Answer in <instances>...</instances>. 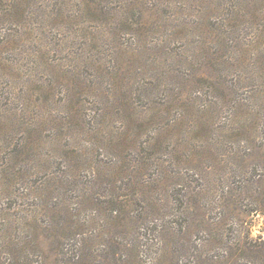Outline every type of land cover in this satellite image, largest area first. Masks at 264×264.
I'll list each match as a JSON object with an SVG mask.
<instances>
[{
  "label": "rangeland",
  "instance_id": "374dc122",
  "mask_svg": "<svg viewBox=\"0 0 264 264\" xmlns=\"http://www.w3.org/2000/svg\"><path fill=\"white\" fill-rule=\"evenodd\" d=\"M21 8L0 9V178L17 196L0 207L38 213L32 249L1 261L264 264V0Z\"/></svg>",
  "mask_w": 264,
  "mask_h": 264
},
{
  "label": "trees",
  "instance_id": "16d2710c",
  "mask_svg": "<svg viewBox=\"0 0 264 264\" xmlns=\"http://www.w3.org/2000/svg\"><path fill=\"white\" fill-rule=\"evenodd\" d=\"M21 1V2H20ZM28 0H13V2H8L6 4V2L4 0H0V9H1V13H3V15H9L10 17H19L23 14V9L21 8V5L23 3H26ZM130 2V0H129ZM129 4L131 3H127V4H121V6H119V8L124 11L128 6ZM94 7L92 6V10L94 11ZM96 10V9H95ZM233 17H234V20L232 19L233 22H235L236 18L238 17V12H235L233 13ZM144 23V21L142 22ZM141 23V24H142ZM140 24V25H141ZM95 35L93 34V41H95ZM202 48V45L196 47L197 50H201ZM231 48H235V53L237 55L236 59L235 60H232L233 63L229 62L231 65H237V64H240V63H243V59L241 58V55L243 54L242 51L243 49L240 48V46H235L233 45ZM182 62L181 64H186V57H182L181 58ZM202 75H205V77L201 76V78L199 79H194L195 80V84H198L197 82L198 81H201V82H211L209 84H212V87L214 84H216L217 81H214L210 76H208L207 74H202ZM188 77H192V74H185V79L188 80ZM213 89V88H212ZM155 91L156 93L153 95L155 97H160L161 99L163 98H166V100L168 99L167 97L164 96L165 94V90H164V87L163 85L160 86L159 88L156 87L155 88ZM180 92V89L177 90V93ZM163 93V94H162ZM209 105V109L207 110L208 112H210L212 110V107L210 104ZM172 107L168 106L167 107V110H170ZM186 112L183 111V115H185L186 113L189 112V109L188 107H186ZM3 119L5 118V116H2ZM0 121H2V118H0ZM225 133V132H224ZM18 145V144H17ZM29 147V140L28 138L24 137L21 139V142L19 143V148L21 150H25ZM15 157L13 160H16L19 158V156L17 157V154H13ZM13 181H8V182H3L2 178H0V197L4 198H13V197H17L16 196V193L15 191H13V189H11V184H12ZM11 183V184H10ZM17 183V182H16ZM47 184H43L39 189H37V192H46L50 185H49V182H45ZM36 192V190H35ZM9 196V197H7ZM41 196V195H40ZM112 204H114V201H110ZM109 202V203H110ZM126 206V204H125ZM42 207V205H41ZM52 210L51 211H54V212H57V213H60V214H64L63 213V208H61L60 206L58 207L57 204L53 205L50 207ZM9 209L10 207H0V216L2 217V221L4 222L3 226H4V230H3V234L2 237H3V240L0 242V250L3 249L4 247L5 248H8V247H11L13 248L14 250L18 251L19 253H24V249L25 248H28V250L32 249L29 244H32V243H35L34 241V237L31 236V233L28 231V228H29V224L32 220H35L36 219V216H37V213L38 211H29V213H26V214H23L22 216H18V217H11V214L7 213L9 212ZM72 215H74L72 212H70ZM115 213V212H114ZM112 213L110 216H109V223L112 224L114 223L115 221H118L120 220V218L116 215ZM71 222H73V219H70V220H64L62 219V227L63 228H66V229H70L72 227ZM19 225H23L25 227V229L21 228L22 230V234L21 236H19V240L17 241H14L11 237V232L15 230V225L18 226ZM52 226V222H48V227H51ZM16 230H18L16 228ZM7 232V233H6ZM18 236H16L15 238H17ZM22 258H27V256H22ZM25 262V260H23ZM156 261V260H155ZM127 263V261H126ZM0 264H4L1 259H0ZM70 264H83V262L81 260H79V258H76L74 259ZM113 264H117V263H113ZM155 264H159V261H157Z\"/></svg>",
  "mask_w": 264,
  "mask_h": 264
}]
</instances>
